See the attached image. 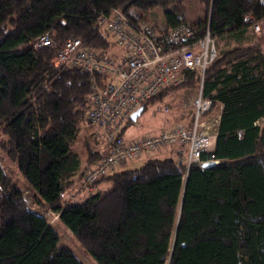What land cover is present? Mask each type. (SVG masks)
Returning <instances> with one entry per match:
<instances>
[{"label":"trees","instance_id":"obj_1","mask_svg":"<svg viewBox=\"0 0 264 264\" xmlns=\"http://www.w3.org/2000/svg\"><path fill=\"white\" fill-rule=\"evenodd\" d=\"M177 0H0V133L2 147L34 188L37 205L59 214L99 264H264V49L261 44L218 54L205 73L203 94L220 107L210 168L150 158L99 183L112 188L81 202L65 193L87 171L76 150L92 91L78 67L52 59L69 39L113 54L100 23L122 10L134 23ZM206 14L191 25L203 36L243 35L264 22L262 0H202ZM187 23L165 12L160 30ZM49 34L45 48L27 47ZM197 71L183 87H197ZM175 90V89H172ZM166 91L145 105L162 101ZM144 110V111H145ZM240 133H242L240 135ZM102 158L89 149L86 166ZM88 167V168H89ZM98 183V184H99ZM0 264H81L59 246L48 219L28 207L25 191L0 168Z\"/></svg>","mask_w":264,"mask_h":264},{"label":"built area","instance_id":"obj_2","mask_svg":"<svg viewBox=\"0 0 264 264\" xmlns=\"http://www.w3.org/2000/svg\"><path fill=\"white\" fill-rule=\"evenodd\" d=\"M247 21L259 34L261 25L251 16ZM100 23L112 36L123 53L115 55L91 49L79 38L69 39L52 59L56 68L65 66L82 69L91 82L86 124L98 131L106 154L84 175L83 186L66 202H77L81 194L92 195L97 184L112 175L127 162L151 153L177 147L176 162L200 165L203 154L213 148L218 134L220 115L210 119L213 102L203 94L207 68L217 58V37L207 29L203 36L189 23L160 30L152 23L132 22L122 10H114L110 18ZM49 34L34 38L27 47L41 49L50 46ZM197 71L200 76L198 93L192 101L193 122L190 127L176 123L156 137L142 136L129 141L125 132L134 113L162 93L181 87L186 72ZM160 113H171L168 107ZM242 133H240L241 135Z\"/></svg>","mask_w":264,"mask_h":264},{"label":"rangeland","instance_id":"obj_3","mask_svg":"<svg viewBox=\"0 0 264 264\" xmlns=\"http://www.w3.org/2000/svg\"><path fill=\"white\" fill-rule=\"evenodd\" d=\"M174 9L180 10L183 15V18L186 20V22H189V24L199 21L200 19L204 18L206 14V6L204 2H202V0H177L166 8L157 7L153 11H150L146 22L152 23L155 26H164L165 12L173 11ZM262 23V39L259 40V38H257V40H254V42H250L240 41L230 36H227L222 39L217 38V53L219 54L223 51L230 50L235 47H246L253 44H261L263 45L262 47L264 49V22ZM110 38L114 43L113 54L118 55V51H121L123 53L122 47L116 45L115 40L112 36H110ZM198 91V86H195L193 88L183 87L180 89L172 90L162 101H157L155 103L150 104L148 108L143 112V114L138 118V120L136 122H132L127 127L125 136L127 138H136L142 135H146L147 133H152L155 130L161 132L162 128L165 126V122H169V127H167V129H169L176 123H186L183 117L185 114H187L188 118H190V115L193 111L192 101L196 97ZM165 106L168 107L169 110L172 112L160 113L158 111L159 108ZM219 114L220 107H214L212 108L209 118L215 119ZM86 123L87 122L85 121V123L83 124L82 131L80 133L79 140L76 145V150L81 157L83 166H85L86 159L89 154L88 144H86V138H88V141L90 143L89 145L92 148L94 143L90 133L93 134V132H95V134L99 137L100 141H102L101 137L98 134V131L95 128H90L89 125ZM4 140H6L5 135L0 133V168H2L3 171L10 175L12 180L20 189L25 191L28 207L32 211L44 215L48 219L50 225L54 227V229L59 235V246L70 248L81 264H99L96 259L84 249L82 244L73 236L72 232L59 219V214L57 212L45 210L40 205H37L36 200L34 199V195L36 194L34 188L24 178L17 165L13 161H11L10 158L7 156L6 152L2 147V142ZM144 160L145 156L141 157L140 159H136L135 161H133V163L127 162L126 165L124 167L122 166L123 168L120 167L118 171H122L127 168H138L145 162ZM81 185L77 187V189H80ZM111 188L112 182L106 181L103 184L102 190L105 192L110 190ZM75 190L76 189H69L65 193L64 200L68 198L71 194H73ZM88 196L89 194H83L82 197L78 198L76 201L81 202Z\"/></svg>","mask_w":264,"mask_h":264},{"label":"crops","instance_id":"obj_4","mask_svg":"<svg viewBox=\"0 0 264 264\" xmlns=\"http://www.w3.org/2000/svg\"><path fill=\"white\" fill-rule=\"evenodd\" d=\"M187 23H189V22H187ZM191 24V23H190ZM261 25V31H260V33L259 34H256L254 31H253V28L251 27V28H249V30L245 33V34H243V35H229L230 37H234V38H236L237 40H240V41H250V42H254V40H257V38H259V40L260 39H262V32H263V23H261L260 24ZM227 37V36H226ZM218 39H222V38H218ZM263 46V45H262ZM122 52L121 51H118L117 52V54L118 55H120ZM220 115V114H219ZM183 119L186 121V123L185 122H182V123H184L185 125H187L188 127H190L191 125H192V122H193V111H192V113H191V115H190V118H188V116H187V114H185L184 115V117H183ZM169 122H165V126L162 128V131L160 132V131H158V130H155L154 132H152V133H147L146 135H142V136H151V137H156V136H159L161 133H163L164 131H165V129H167V127H169V124H168ZM168 124V125H167ZM90 135H91V138H92V140H93V143H94V145H93V148L89 145L90 143H89V141H88V138H86L87 139V143L86 144H88V151H89V149L90 150H93V151H95V152H99L100 153V155H104V154H106V152H107V148H106V146L104 145V143H103V141H100V139H99V137L95 134V132H93V134L92 133H90ZM142 136H139V137H142ZM127 138V137H126ZM136 138H138V137H136ZM136 138H127L129 141H132V140H134V139H136ZM166 157H172V158H174V159H176V157H177V147H173V148H169V149H166V150H163V151H158V152H154V153H151L150 155H147V156H145V160L144 161H146V160H148V159H150V158H166ZM133 163V162H132ZM126 165V164H125ZM125 165H123V167L125 166ZM84 168H86V169H88V167L89 166H86V163H85V166H83ZM122 167V168H123ZM127 169H130V168H127ZM124 170H126V169H124ZM105 182H102V183H99V184H97V186H96V191L97 192H99V191H101V192H104L103 190H102V187H103V184H104ZM81 184H83V180H81V181H79V182H77L76 184H75V186L72 188V189H76L74 192H73V194H75V192L76 191H78V190H80V189H77V187H79ZM83 185H81V187H82ZM96 192V193H97ZM72 195V194H71ZM82 195H83V193L81 194V196H79L78 198H81L82 197ZM68 198H66L65 199V201L67 200Z\"/></svg>","mask_w":264,"mask_h":264},{"label":"water","instance_id":"obj_5","mask_svg":"<svg viewBox=\"0 0 264 264\" xmlns=\"http://www.w3.org/2000/svg\"><path fill=\"white\" fill-rule=\"evenodd\" d=\"M144 110H145V106H144V107H141L140 109H138V110L134 113V115L132 116V122H136V121L138 120V118L143 114ZM216 164H217L216 161L210 160V161L203 162V163L201 164V166H202L203 168H210V167L215 166Z\"/></svg>","mask_w":264,"mask_h":264}]
</instances>
